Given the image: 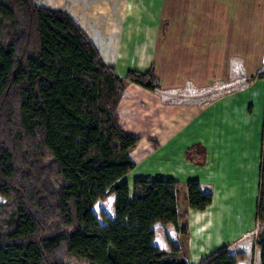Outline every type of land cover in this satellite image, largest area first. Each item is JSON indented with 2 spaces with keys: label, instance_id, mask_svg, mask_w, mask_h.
Segmentation results:
<instances>
[{
  "label": "trees",
  "instance_id": "16d2710c",
  "mask_svg": "<svg viewBox=\"0 0 264 264\" xmlns=\"http://www.w3.org/2000/svg\"><path fill=\"white\" fill-rule=\"evenodd\" d=\"M127 83L160 88L155 67L119 78L69 14L0 0V264H186L155 245V225L188 218L179 215L180 184L136 180L131 198L121 182L141 140L119 116ZM187 155L203 158L198 147ZM187 188L192 210L211 206L199 183ZM111 195L115 218L103 214L102 224L94 208ZM257 220L264 225V146ZM256 247L264 264V229ZM245 259L222 248L199 264Z\"/></svg>",
  "mask_w": 264,
  "mask_h": 264
},
{
  "label": "crops",
  "instance_id": "0c3cea01",
  "mask_svg": "<svg viewBox=\"0 0 264 264\" xmlns=\"http://www.w3.org/2000/svg\"><path fill=\"white\" fill-rule=\"evenodd\" d=\"M33 1L69 14L119 78L155 67L160 88L127 83L119 106L125 132L141 139L121 181L131 198L136 180L181 186L179 215L188 218L155 225V245L172 263L199 264L222 248L243 252L239 264H252L254 252L261 263L248 235L258 225L264 146V0ZM193 147L202 159L188 157ZM189 182L213 195L205 211L189 207Z\"/></svg>",
  "mask_w": 264,
  "mask_h": 264
},
{
  "label": "rangeland",
  "instance_id": "374dc122",
  "mask_svg": "<svg viewBox=\"0 0 264 264\" xmlns=\"http://www.w3.org/2000/svg\"><path fill=\"white\" fill-rule=\"evenodd\" d=\"M112 198L114 199L115 197L112 196ZM111 200H112L111 197L110 198H107V200H105L103 202H100V204L99 205H96L95 208H94V210H95L96 214L98 215L99 220H100V222L102 224H105V221H104V219L102 217L103 214L107 215L108 217H112L113 215H115L114 205L112 204ZM0 201H2L1 198H0ZM255 230H256V228L252 231V233ZM257 236H258V234L257 235H255V234H252L251 235V237L253 239H255V241L257 239ZM239 253H243V252H239ZM69 264H79V263H77L75 261H71ZM252 264H257V259H256V253L255 252L252 254ZM259 264H261L260 263V260H259Z\"/></svg>",
  "mask_w": 264,
  "mask_h": 264
},
{
  "label": "built area",
  "instance_id": "2783aa9c",
  "mask_svg": "<svg viewBox=\"0 0 264 264\" xmlns=\"http://www.w3.org/2000/svg\"><path fill=\"white\" fill-rule=\"evenodd\" d=\"M262 229H264V225L261 226L260 224H258L256 230L252 234L257 235ZM252 234H249L248 236H251Z\"/></svg>",
  "mask_w": 264,
  "mask_h": 264
}]
</instances>
